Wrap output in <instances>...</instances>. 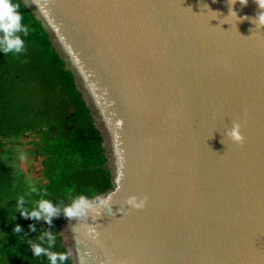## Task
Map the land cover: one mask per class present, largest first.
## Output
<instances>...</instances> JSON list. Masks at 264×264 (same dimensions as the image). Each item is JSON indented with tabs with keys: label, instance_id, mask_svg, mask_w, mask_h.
<instances>
[{
	"label": "water",
	"instance_id": "95a60500",
	"mask_svg": "<svg viewBox=\"0 0 264 264\" xmlns=\"http://www.w3.org/2000/svg\"><path fill=\"white\" fill-rule=\"evenodd\" d=\"M103 137L113 215L67 220L72 264H264V27L255 0H22ZM243 17H248L247 20ZM234 123L244 143L225 133ZM147 198L142 210L130 197ZM122 210V211H120ZM95 229L98 239L90 236Z\"/></svg>",
	"mask_w": 264,
	"mask_h": 264
},
{
	"label": "trees",
	"instance_id": "16d2710c",
	"mask_svg": "<svg viewBox=\"0 0 264 264\" xmlns=\"http://www.w3.org/2000/svg\"><path fill=\"white\" fill-rule=\"evenodd\" d=\"M13 3L29 31L22 36L21 54H0V264H49L45 256H33L29 247L44 231L56 236L51 250L72 264L59 236L63 215L48 225L21 217L19 210H31L40 199L63 208L78 196L89 200L111 190L104 141L41 22L22 0ZM24 138L30 140L29 151L21 149ZM27 154L41 159L42 179L37 183H30L18 166ZM16 225L21 233L13 231Z\"/></svg>",
	"mask_w": 264,
	"mask_h": 264
},
{
	"label": "clouds",
	"instance_id": "9594fccd",
	"mask_svg": "<svg viewBox=\"0 0 264 264\" xmlns=\"http://www.w3.org/2000/svg\"><path fill=\"white\" fill-rule=\"evenodd\" d=\"M261 10H264V0H255ZM236 3L246 6L247 0H229V16L237 19V12L231 6ZM247 20L248 17H243ZM257 27H264V11H261L257 17L252 20ZM28 28L23 24V17L19 12L18 6L13 0H0V54L7 55L9 53L21 54L24 51V40L22 36L28 35ZM227 138L234 144L242 145L244 137L241 134V127L238 123H234L229 131L225 133ZM147 198L138 199L130 197L126 204L132 210H142L146 207ZM122 211V210H120ZM88 213L97 215L103 213L111 217L113 215L112 197L99 199L96 203H92L83 195L73 199L72 202L61 208L54 205L47 199H40L35 206L29 210L21 208L19 215L25 219L43 221L45 224L51 225L53 219L59 218L61 215L67 220L87 216ZM32 232L36 231L35 225L29 226ZM16 233H21L22 229L16 225L13 229ZM90 236L98 239L99 234L95 229L90 230ZM56 236L51 231H44L36 241H30L29 247L33 256H45L49 260V264H65L66 256L62 253L53 252L51 249L55 246Z\"/></svg>",
	"mask_w": 264,
	"mask_h": 264
},
{
	"label": "rangeland",
	"instance_id": "374dc122",
	"mask_svg": "<svg viewBox=\"0 0 264 264\" xmlns=\"http://www.w3.org/2000/svg\"><path fill=\"white\" fill-rule=\"evenodd\" d=\"M28 141H30L28 138L19 141L23 146L21 148L23 151H29L30 146L27 144ZM18 166L30 183H37L42 179L41 159H34L32 155L27 154L19 159Z\"/></svg>",
	"mask_w": 264,
	"mask_h": 264
}]
</instances>
